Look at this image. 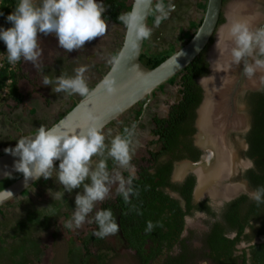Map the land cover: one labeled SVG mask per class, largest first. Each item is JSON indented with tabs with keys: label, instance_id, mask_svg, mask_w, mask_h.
Instances as JSON below:
<instances>
[{
	"label": "clouds",
	"instance_id": "1",
	"mask_svg": "<svg viewBox=\"0 0 264 264\" xmlns=\"http://www.w3.org/2000/svg\"><path fill=\"white\" fill-rule=\"evenodd\" d=\"M106 11L102 0H18L14 11L7 16L12 26L6 29L0 27V40L7 47L8 62L16 64L23 58L39 68L41 35L55 34L59 46L68 53L80 50L87 42L105 35L109 26ZM156 11L166 15L163 0L156 4ZM0 15L3 13L0 12ZM160 18L157 16V24ZM118 19L138 38L146 39L151 34L135 7L120 14ZM217 37L216 48L220 55L224 53L222 45H227L232 63L243 64L245 76L252 78L257 72H264V27L254 28L250 18L229 16L226 23L221 25ZM85 70L79 67L75 69L74 76L62 73L54 79L45 75L42 83L44 86L51 85L54 93L87 97L91 90L84 77ZM103 84L110 94L116 91L113 79L105 77ZM89 121L91 123L85 124L79 131H57V126L41 125L34 134L22 136L14 148L9 147L4 151L19 158L15 162V170L22 173L25 180H47L53 178L55 173L57 182L63 186L60 191L48 190L55 201L62 200L65 192L82 189L75 196V211L65 225L68 228H80L96 204L108 198L113 184L118 183L117 192L123 196L125 203L133 194H139L134 193L132 187L135 178V169L131 165L133 133L125 129L126 135L117 134L106 143L111 130L105 133L103 126L91 115ZM109 159L117 169L127 170L128 177L125 178L119 170L110 174L107 166ZM55 161H59L58 169ZM249 197L257 205L264 203V186L249 192ZM94 221L98 225V230L93 233L97 238L115 235L119 230L111 209L97 210ZM156 226L148 221L146 232H151Z\"/></svg>",
	"mask_w": 264,
	"mask_h": 264
},
{
	"label": "rangeland",
	"instance_id": "2",
	"mask_svg": "<svg viewBox=\"0 0 264 264\" xmlns=\"http://www.w3.org/2000/svg\"><path fill=\"white\" fill-rule=\"evenodd\" d=\"M131 1L132 0H127L128 3ZM224 1L222 6L224 7L223 10H225V15H227L228 6L235 0ZM199 2L200 0H166L164 4L166 15H161L156 11V3L152 4L149 12L151 16L146 24L151 30V34L148 38L144 39L142 52L146 54H157L164 51L169 52L172 50L174 51V49L184 44L187 41L185 38L187 34L184 35L183 33V36L182 32L189 28V20L198 24L202 18L203 11L196 5V3ZM183 4H188L187 10H184V7H182ZM251 10L252 12L256 11V14L258 13L256 25L253 27H260V24L264 21V0H251ZM225 15H223L224 18L222 17L223 21L218 26V30L221 25L226 23L225 17L227 16ZM157 16L161 17L159 24L156 23ZM108 24L107 32L104 36L96 39V44L93 48L85 49L84 46L80 50H74L70 53L66 50H57L51 53L50 46L52 44L57 45L58 41L51 38V35L49 37L47 35V37L40 41L42 55L38 61L40 65L39 68L34 66L31 62V65L33 64L34 67L32 71H28L29 61H25L21 58L19 67L22 76L17 78V86L21 88L22 94H26V91L30 93L31 97L28 98V100L34 101L36 97H39V100L34 102V104L30 102L27 105L23 102L20 107L10 100L0 102V152L4 151L3 147L6 148V143H8V148L16 145L13 139L17 135V133H15V130H17L15 128L17 109L23 108V110H27L34 106L33 108L35 110V107L37 108L39 104H45V98L48 97L47 94H44V86L42 85V80L45 75L53 79L60 76L62 73H67L68 76H74L76 68L84 67L86 69L84 77L89 86H92L107 71L120 47L125 29L124 26L120 24L113 22H108ZM217 38L216 34L215 44L213 41L214 39L211 42L214 44L212 48L217 44ZM211 43L209 47H211ZM53 45L51 47H53ZM210 50L212 49L210 48ZM236 66L237 65L234 67ZM234 74H237V72H234ZM23 75L28 76L29 81H27V78ZM206 76H208V74L205 75V77ZM212 76L213 71L212 75L204 78L201 82L204 84L205 80H208ZM26 82L27 88L24 87V83ZM177 89L178 84L176 80L170 84L164 83L162 89L155 90L156 92L153 97L149 98L147 101L146 98L141 99L143 102L146 101V105L143 114L135 123L134 115L131 114V111H134L141 103H138V105L135 104L136 106H132V109L130 108L103 127L105 133L111 130V136L108 137L106 143L117 134L126 135L125 129L133 133L131 138L133 148L131 165L134 166V169H136L142 161L144 163V159L147 157L144 145L148 139H151V117L154 115L162 117L166 114L168 106L179 97ZM59 95L60 99L57 100L59 105H54L53 112L60 111V108L63 109V105L66 103L63 99H65L68 94L61 92ZM62 100L63 104H61ZM47 106H49V104ZM50 113L51 112H46L44 115L38 116L36 123L41 124L40 118L49 116ZM36 116L37 114L35 112L34 117ZM233 117L237 118L240 123L232 126L236 127L242 124L240 117ZM44 125L48 126L49 124L46 123ZM232 129L230 130L233 135L232 137L236 139L237 143H240L238 138L240 140L241 135L235 133V131H237L236 129ZM229 137V134L224 137L227 142ZM107 166L110 174H114L115 170H119L124 176L123 172L127 171L124 169H117V166L111 159L107 161ZM55 167L57 169L59 168V161L55 163ZM62 187L63 186L57 182L54 173L53 178L47 180L40 178L36 180L33 186L27 189L25 194L21 192L0 207V225L5 232V235L3 234L1 237L5 246L3 247L0 245L2 250L0 252V264H98V260L95 256L98 252L97 247H89L90 254H85L82 247V240L87 237L88 231L92 229V222L88 223L87 221H93L95 212L99 210L101 202L96 204L93 212L89 214L86 218V222L80 228H68L65 225L66 222L71 219L72 213L75 211V196L78 192H81L82 189H74L71 193L65 192L62 200L55 201L48 190L60 191ZM117 187L118 183L111 186L110 194L105 200L112 199L117 192ZM49 206L51 207L48 208ZM64 213L66 216L63 215ZM34 220H38V222L34 224ZM16 229L19 230L16 231ZM193 235H196V233H193ZM103 243L105 246L112 247V251L106 249L100 250L107 252V257L104 259L105 264H137L133 253L129 249L123 247L119 230L115 235L105 237ZM23 250L25 253H22ZM69 250H71L70 254H68ZM84 255L85 261L80 262V258Z\"/></svg>",
	"mask_w": 264,
	"mask_h": 264
},
{
	"label": "trees",
	"instance_id": "3",
	"mask_svg": "<svg viewBox=\"0 0 264 264\" xmlns=\"http://www.w3.org/2000/svg\"><path fill=\"white\" fill-rule=\"evenodd\" d=\"M224 1V0H222ZM18 0H2L0 3V27H11L12 24L7 20V16L11 14ZM106 7L105 18L108 22H113L125 26L119 19V15L130 11L131 2L127 0H102ZM155 4V3H154ZM204 8V4H200ZM151 13L148 15V19ZM222 21L221 14L218 22ZM193 32L187 34L186 39L192 36ZM7 47L0 40V53H5ZM173 51V50H172ZM169 52H160L157 54H140V60L147 67H154L162 62L169 54ZM20 61L16 63L14 68H11L7 60V55L3 57L0 65V102L12 100L16 104L22 102L23 94L19 91L17 86V78L22 76L19 67ZM206 72V63L203 60L202 52L197 55L190 63H188L181 71L170 77L166 82L173 83L175 80L178 84L179 99L177 102L169 106L168 113L165 117L154 116L152 121L155 125L153 134L157 135L155 142H160L163 146V151L171 153L176 148L177 144H182L183 157L196 159L198 151L190 144L189 138L186 136L193 132L194 128L191 123L194 120V109L201 99V90L196 84V77ZM25 76V75H23ZM10 80L7 82V80ZM163 84L159 85L155 90L162 89ZM6 89V92L3 91ZM153 91V95L156 91ZM252 98V105L256 108L253 111L251 118V128L246 136V140L250 146L249 154L256 157L259 165H262L263 171L259 173H252L250 179L252 185L256 188L264 186V88L262 92L254 94ZM142 102V101H141ZM140 102V103H141ZM70 105L61 115L68 111ZM140 110H137V113ZM136 113V114H137ZM60 115V116H61ZM135 120V118H134ZM154 142V141H153ZM160 152H149L151 164L141 166L136 172L132 187L134 193L130 197L128 203H125L123 196L116 192L113 199L104 200L100 206L101 209H111L116 221L119 225V234L122 242L126 247L135 251L136 258L139 264H149L158 255L163 254L162 249L167 251L162 264H188L191 256L185 251H181L178 255H170L168 251L171 246L176 243L179 233L183 228V215L179 206L178 200L170 197L165 191L164 187L169 186L171 189L178 190L185 199L186 211L190 208L191 192L194 184V177L188 175L182 182V185L171 183L168 181L170 173V164L157 163V158ZM149 168L152 170L150 171ZM22 173H15L0 181V189L9 183L13 182ZM125 172V177H128ZM180 186V187H179ZM179 188V189H177ZM27 189L22 191L26 193ZM228 206L230 211L227 213L225 220L233 228L237 229V236L235 240L241 235L242 222L252 219L254 222L260 221L261 227L257 233H264V203L257 205V203L248 199L246 196H240L232 201ZM203 206V205H202ZM237 211V212H236ZM152 221L157 225L151 232H146L147 222ZM93 230L89 232L88 236L82 240L83 250L85 254H90L89 247H97L98 252L95 254L98 264H105L104 259L107 257V252L100 251L110 250L112 247L103 245V239L97 238L93 233L98 230V225L94 219L92 221ZM162 225V226H161ZM237 225V226H236ZM222 231L217 228L215 224L210 234L207 236V244L209 245L210 254L216 264H232L234 259H231L232 244L235 240H230L224 237ZM182 249L183 246H182ZM250 263L249 264H264V243L255 244L250 247ZM71 250L68 251V254ZM243 256V264L244 255ZM223 257V259H221ZM85 261V255L80 258V262Z\"/></svg>",
	"mask_w": 264,
	"mask_h": 264
},
{
	"label": "flooded vegetation",
	"instance_id": "4",
	"mask_svg": "<svg viewBox=\"0 0 264 264\" xmlns=\"http://www.w3.org/2000/svg\"><path fill=\"white\" fill-rule=\"evenodd\" d=\"M163 1L165 4L166 0H163ZM158 2L159 0H154V3L157 4ZM201 3L204 4V8L201 7L200 5ZM196 5L199 8H201L202 11L204 12L206 0H200V2L196 3ZM182 7H184V10H187L188 4L187 5L183 4ZM223 9L224 7L222 6L220 14H221V17L224 18L223 15H225L224 13L225 10ZM201 19L198 24L189 20L188 22L189 28L186 30H183L182 35L183 33L184 35L190 34L192 32L194 33L196 28L200 24ZM222 21L217 22V26H219L222 23ZM214 38H215V33L212 34L209 40V43H207L204 49L201 51L203 54V60L206 63V72L196 77L195 79L196 84L199 86L201 90V99L198 105L194 109V120H193V123H191V127H193L194 130L193 132H190L188 135H186L190 140V144L193 147H195L198 151L197 158L192 160L188 157L181 156L183 155V153L181 152L182 150L181 143L177 144L176 148L171 153L163 151L162 144L158 141L155 142V140H157L158 137L156 134L155 135L153 134V128L155 127V125L152 119L155 116L154 115L151 117V121H152V127L150 128V134H151L150 138L151 139H148L146 141V144L144 145L145 153L147 157L146 159H144L145 160L144 163L142 161V163L138 165L137 168L135 169V174H136V172L140 169L141 166H147L151 164V162H149V159H150L149 152H160L157 158V163L160 164V163L169 162L170 164V173L168 177L169 182L176 183L181 186L182 182L185 180V178L188 175H192L194 177V184L192 187L191 200H190L191 206L189 210L186 212H185L186 210L185 199L180 194V192L178 190L171 189L169 186H165L163 188L164 191L170 197L178 200L179 206L181 207L182 211H184L182 231L179 233L176 243H174L171 246V249L168 251V253L170 255L175 256V255H178L181 251L187 252V254L191 256L190 259L188 260L189 261L188 264H216L211 257L209 245L207 244L208 234H210L212 227L216 224L217 228L222 231L221 233L224 235V237L230 240L232 239L235 240V237L237 236V229L231 227L229 223H227V221L225 220L227 213L230 211V208L228 206H230L229 204L232 201L236 200V198L243 196V195L246 196L248 199H250L249 192L254 191L256 189V187L252 185L250 177L252 173H259L263 171L262 165L261 164L259 165L257 158L249 154L250 146L246 140V136L251 128V118L253 115L252 113L253 111L254 112L256 111V108L253 107L252 105L251 97H253L254 94H258L262 92L264 88V72H257L252 78H249L244 75L243 64L237 65L236 67H234L235 64L234 63L232 64V60H231L230 63L234 65L233 66L234 68L232 67L233 69L231 68L229 70V73L227 74L228 76L227 78L229 79H227L226 82L224 83L225 87L220 88L224 90V91H221L220 99L216 100L215 102V97L213 96L214 97L213 99L208 91L209 86L206 83H204L207 88V100L205 103L207 104V106L205 108L206 112L204 114V117L207 118V114H208L207 111H210V109H212L213 111L215 110L214 112L216 113L218 112V109H220L221 106H224V107H221L220 111L223 112L222 108L225 109L223 113L229 112V114H231L230 116L240 117L242 124L236 127L233 126V129L237 130L235 131V133H239L241 135L240 140L238 138V141H240V143H237L236 139L232 137L233 135L230 131L232 128H228L224 132V137L225 135H228V134L230 137L228 139V142L224 138L225 140L224 142H225V145L231 151V154L233 155L234 160L229 162V166L227 167L226 171L222 172V174H219L218 177H217L218 174L214 176L215 178L214 183L211 182L212 184L207 183L205 185H202L200 183L199 170L201 166H203L204 164L210 165L213 160L211 158L215 157L213 155L214 154L212 151L213 149L211 148L210 150L212 151V157L207 158L209 151L205 148V146H203V144H201V141L199 142V128L196 124L197 119L199 117V114H198L199 106H201V104L205 100V88L201 81H202V78L205 77V75L208 74V76H206L205 78L212 75V71H213L212 69L213 62L211 60V53H210L212 51L210 50V48L212 49V47H209V45ZM234 72H237V74H234ZM213 76H214V72H213ZM211 78H209L208 80H205V82H208ZM92 86H89V88H91ZM234 87L236 88V90L232 97V109H231L230 105L227 103L228 94L232 91ZM178 99L175 102H177ZM140 101H138L136 104L138 105ZM145 105H146L145 101L144 102L142 101L140 106L136 107L134 111H131V114H133L135 118L134 123L143 114ZM134 106L136 105H133V107ZM169 106L167 108L166 114L162 117H165L167 115ZM133 107H131V109ZM138 109L140 111L137 113ZM238 121L239 120L237 119L236 124L238 123ZM236 124H228V125L223 124L222 128L225 129L229 125L232 126ZM215 161L217 160L215 159L214 162ZM261 161H264V160L262 159ZM223 165L225 164L223 163ZM149 170L152 171L150 168ZM125 172L129 174L128 171H124L123 172L124 175H125ZM177 173L178 174L180 173L181 176L178 175ZM31 186H33V184ZM99 210H100V207H99ZM63 215L66 216L65 213ZM241 225H242L241 235L232 244V250H231V256H230L231 259H234V263L232 264H243L242 255H244L245 264H249L250 258H251L250 247L255 244L264 243V233H257V231H259L261 227L260 221L254 222L252 219H248L246 222H242ZM92 230H93V225H92V229L88 231V234ZM193 233L194 234L196 233V235H193ZM104 239L105 238H103V240ZM182 246L184 249H182ZM123 247L125 249H129L133 253L137 264H139L136 258V255H135V251L131 248L126 247L124 243H123ZM162 252L164 253L161 255H158L149 264H162L164 257L167 255V251L165 249H162ZM221 259H223V257H221Z\"/></svg>",
	"mask_w": 264,
	"mask_h": 264
},
{
	"label": "water",
	"instance_id": "5",
	"mask_svg": "<svg viewBox=\"0 0 264 264\" xmlns=\"http://www.w3.org/2000/svg\"><path fill=\"white\" fill-rule=\"evenodd\" d=\"M153 2L154 0H132L130 11L135 7V11L144 18L146 25ZM221 7L222 0H206L201 22L191 38L154 67H147L140 60L144 39L138 38L134 32H129L125 26L116 56L107 71L90 88L91 94L87 97H80L67 112L48 127L57 126V131H71L73 129L79 131L85 124L91 123L89 121L90 115L96 118L97 123L105 127L141 99L146 98L147 101L153 96V91L159 85L181 71L204 49L213 33H215L216 38ZM260 27H264V22ZM215 38L214 44L216 42ZM232 66L230 64L231 68ZM114 68L115 71H113ZM109 74L111 75L109 76ZM105 77L115 81L116 91L114 93L110 94L104 86L103 80ZM235 90L234 87L228 94V102L226 101L231 109ZM201 106L198 109L199 115ZM196 124L199 128V117ZM228 128H233V126L229 125L226 130ZM207 158H211L210 155ZM17 159L19 158L7 152L0 154V181L17 173L15 170ZM35 181V178L25 180L22 174L13 182L1 188L0 207L27 189Z\"/></svg>",
	"mask_w": 264,
	"mask_h": 264
},
{
	"label": "bare ground",
	"instance_id": "6",
	"mask_svg": "<svg viewBox=\"0 0 264 264\" xmlns=\"http://www.w3.org/2000/svg\"><path fill=\"white\" fill-rule=\"evenodd\" d=\"M229 16L231 18H240V17L250 18L252 25L253 26L256 25L257 14H256V11L252 12L251 10V0H235L227 8V17ZM222 47H224L223 55H220L219 51L216 48V45L212 48V51L210 52L211 60L213 62L212 69L214 72V76L208 82H205L209 86L208 91L210 95L212 96L213 99L215 97V102L216 100L220 99L221 91H224L223 89H220V88L225 87L224 83L228 79L227 74L229 73V70L231 69L230 49L227 45H222ZM203 86L205 88V100L201 106L200 115H199V142L201 141V144H203V146H205V148L210 152V154H208L210 155V157H212V151L214 153L213 155L215 156L214 158L213 157L211 158L213 160L210 165L204 164L203 166H201L199 170L200 183L202 185H205L207 183L210 184L211 182L214 183L215 182L214 176L218 174L217 175L218 177L219 174H222V172L226 171L227 167L229 166V162L234 160L233 159L234 157L231 154V151L225 145V142H224L225 141L224 140V130H226L227 127L223 129L222 125L223 124H226V125L236 124L237 118L230 116L231 114H229V112L223 113L225 110L224 108H222L223 112L220 111L221 107H224V106H221L220 109H218V112L216 113L214 112L215 110L213 111L212 109H210V111H207L208 112L207 118L204 117V114L206 112L205 108L207 106V104H205L207 100V88L204 84ZM239 123L240 121H238L236 125H238ZM211 148L213 149L212 151L210 150ZM215 159L217 161L214 162ZM223 163L225 165H223ZM178 175L181 176L180 173Z\"/></svg>",
	"mask_w": 264,
	"mask_h": 264
},
{
	"label": "crops",
	"instance_id": "7",
	"mask_svg": "<svg viewBox=\"0 0 264 264\" xmlns=\"http://www.w3.org/2000/svg\"><path fill=\"white\" fill-rule=\"evenodd\" d=\"M44 35H41L40 37H39V40L41 41L43 38H45V37H47V36H44ZM50 35H48V37H49ZM51 38H53L54 40H56V41H58L57 40V38L55 37V34H51V36H50ZM97 39V38H96ZM96 39L95 40H93L94 42H87V44H85V49H90V48H93L94 47V45L96 44ZM50 44V43H49ZM53 45V44H52ZM51 45V46H52ZM50 46V48H51V53H54V51H57V50H64L63 48H61L60 46H59V44H57V45H53V47H51ZM57 46V47H56ZM56 47V48H55ZM54 48H55V50H54ZM58 48V49H57ZM63 60V59H62ZM47 64H49V63H47ZM29 67H28V71L29 70H33L32 68L34 67L33 66V64L31 65V62H29V65H28ZM47 68V67H46ZM45 70V69H44ZM26 78H27V81H29V77L28 76H25ZM26 84H27V82L26 83H24V87L25 88H27V86H26ZM43 85V84H42ZM89 85V84H88ZM44 86V85H43ZM54 86V85H53ZM44 88V94H47V98H45V104H39L38 105V107L36 108L35 107V110H34V106H32V108H28L27 110H23V108H18L17 109V117H16V122H15V128L17 129V130H15V133H17V135H16V137H14V139H13V141H14V143L16 144V142L22 137V136H24V135H28V134H34V132H35V130L37 129V128H39L41 125H44V124H46V123H48L49 125L51 124V123H53L57 118H59L60 117V115L70 106V105H72L71 103H73V102H75V101H77L80 97H82V96H80L79 94H73V95H67V97L65 98V99H63L64 100V102H66L63 106H64V108L62 109V108H60V111H58V112H53V108H54V105L56 104V105H59L58 103H57V100L58 99H60V95H59V93H54L53 91H52V86L51 85H48V86H44L43 87ZM20 90V92H21V88H19ZM22 93V92H21ZM31 96H30V93L29 92H27L26 91V94H23V99H22V102L21 103H19V104H17L18 105V107H20V105H22V103L23 102H25L24 104H28V103H30L31 102V104H34V102H36L37 100H39V97L36 99L35 98V100L34 101H30V100H28V98H30ZM63 100H62V103L61 104H63ZM16 104V103H15ZM49 104V106H47ZM36 112V114H37V116L36 117H34V113ZM42 112V113H41ZM46 112H51L50 113V115L49 116H44L43 118H40L41 119V124L40 123H36V119L38 118V116L40 117V115H44ZM58 113H61V114H58ZM33 115V116H32ZM50 121V122H49ZM48 125V126H49ZM45 126V125H44ZM48 126H46V127H48ZM14 136V135H13ZM6 145V148H4L3 147V145H2V147H3V149H4V151H5V149H7L8 148V143H6L5 144ZM15 147V146H14ZM13 147V148H14ZM4 151H2V152H4ZM1 153V152H0ZM36 222H38V220H34L33 221V223L35 224ZM2 226L0 225V245H2L3 247L5 246V243H3V240H2V236H3V234L5 235V232H4V230H2ZM34 228V227H33ZM36 229H37V227H36ZM19 230V229H18ZM17 229H16V231H18ZM22 233V232H21ZM2 250H1V248H0V252H1ZM22 253H25V251L23 250V252ZM16 263H18V262H16Z\"/></svg>",
	"mask_w": 264,
	"mask_h": 264
},
{
	"label": "built area",
	"instance_id": "8",
	"mask_svg": "<svg viewBox=\"0 0 264 264\" xmlns=\"http://www.w3.org/2000/svg\"><path fill=\"white\" fill-rule=\"evenodd\" d=\"M1 1H2V0H0V3H1ZM6 28H9V27H6ZM6 28H5V29H6ZM1 41H2V40H1ZM2 42H3V41H2ZM3 43H4V42H3ZM4 44H5V43H4ZM5 46H6V45H5ZM5 55H7V51H6L5 53H0V65H1L2 59H3V57H5ZM9 65H10L11 68H14V67L16 66V64H10V63H9ZM9 81H10V80L8 79L7 82H9ZM5 91H6V89L4 90V92H5Z\"/></svg>",
	"mask_w": 264,
	"mask_h": 264
}]
</instances>
